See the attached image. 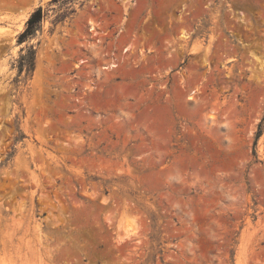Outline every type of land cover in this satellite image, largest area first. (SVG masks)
<instances>
[{"label":"rangeland","instance_id":"374dc122","mask_svg":"<svg viewBox=\"0 0 264 264\" xmlns=\"http://www.w3.org/2000/svg\"><path fill=\"white\" fill-rule=\"evenodd\" d=\"M0 264H264V0H0Z\"/></svg>","mask_w":264,"mask_h":264},{"label":"built area","instance_id":"2783aa9c","mask_svg":"<svg viewBox=\"0 0 264 264\" xmlns=\"http://www.w3.org/2000/svg\"><path fill=\"white\" fill-rule=\"evenodd\" d=\"M95 23V25L91 24L89 26L87 42H92V44L96 45V53L103 60V64L99 66L100 71H110L128 62L130 60V48L125 47L122 50H117L115 38H113L109 28L102 26L100 21Z\"/></svg>","mask_w":264,"mask_h":264},{"label":"trees","instance_id":"16d2710c","mask_svg":"<svg viewBox=\"0 0 264 264\" xmlns=\"http://www.w3.org/2000/svg\"><path fill=\"white\" fill-rule=\"evenodd\" d=\"M42 20V9L37 8L29 17L26 22V29L19 35L18 44H22L28 36L33 35V31L37 28V25ZM35 52L32 47H29L27 54L21 56L18 62V71L21 72L24 68L26 72H32L34 70Z\"/></svg>","mask_w":264,"mask_h":264},{"label":"bare ground","instance_id":"6f19581e","mask_svg":"<svg viewBox=\"0 0 264 264\" xmlns=\"http://www.w3.org/2000/svg\"><path fill=\"white\" fill-rule=\"evenodd\" d=\"M28 16H30L29 14H26L23 19L21 20L20 24L18 25L17 31L23 29V25L25 24V22L27 21V19L29 18ZM12 32V31H11ZM15 32V31H14ZM187 38V36H185V39ZM197 51H193L192 54H197Z\"/></svg>","mask_w":264,"mask_h":264}]
</instances>
